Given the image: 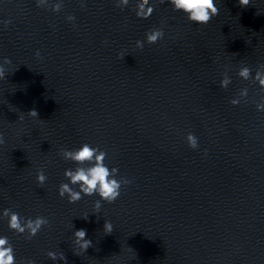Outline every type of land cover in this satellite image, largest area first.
<instances>
[{"label": "clouds", "instance_id": "1", "mask_svg": "<svg viewBox=\"0 0 264 264\" xmlns=\"http://www.w3.org/2000/svg\"><path fill=\"white\" fill-rule=\"evenodd\" d=\"M166 0H159L163 4ZM48 0H37L38 7H44ZM174 11L183 12L187 19L195 24L203 25L209 23L213 17L219 14V9L215 0H167ZM239 6L244 8L250 5V0H238ZM129 4V0H117L116 7L123 9ZM150 5V0H139L135 8V15L138 18L147 19L154 11L153 6ZM83 6V5H82ZM63 4L58 2L52 5V11L59 12ZM69 21L75 20L74 16H68ZM146 42L148 44H155L158 40L163 39L164 32L162 29L154 28L149 30L146 34ZM136 47L143 49L144 42L136 41ZM235 54V53H234ZM39 56V53H36ZM124 58L123 54L119 57ZM8 58H4V64H10ZM252 69L248 66H242L238 71V76L244 80L250 78L258 82L261 89H264V64H260L255 72V76L251 75ZM5 69L0 65V80L5 79ZM231 83V79L227 71L223 74V79L220 81V87L226 89ZM240 97L247 96V89H241ZM233 105L238 101L233 99ZM258 111H264V99L256 105ZM30 117L38 118V112L31 110L27 113ZM22 118V117H20ZM189 147L196 149L198 147L197 137L189 133L186 136ZM5 143L3 133H0V144ZM59 155L65 161L74 162L77 167L75 169H66L64 175L68 183H61L58 188V195L61 198L65 196L69 203H76L84 196L98 195L99 199L94 201L93 207L99 211L102 207L101 201L107 203L115 202L121 195V188L123 185L129 183L124 178L117 179L118 169L112 167L111 169L106 165L105 161L107 153L98 147H93L87 143L81 145L78 149L62 148ZM87 165V166H85ZM47 180V176L43 169L37 171L36 181L39 185H43ZM75 186V187H74ZM3 216L8 218V227L10 230L18 234L27 232L28 239L35 237L41 228L49 223L47 218L37 216L35 219L22 218L18 213L12 212L9 209L3 211ZM87 218V217H86ZM103 231L105 234L113 232V224L109 220H105ZM87 232L85 229L76 230L73 234V243L78 246L82 251L86 252L89 247H92V241L86 239ZM49 258L57 259V254L48 252ZM61 260H65L64 255H59ZM0 264H16L15 254L12 245L6 236H0ZM27 264H34L33 261H28Z\"/></svg>", "mask_w": 264, "mask_h": 264}]
</instances>
